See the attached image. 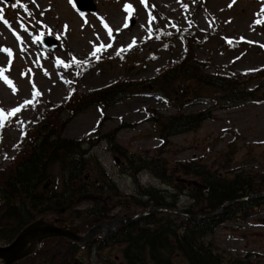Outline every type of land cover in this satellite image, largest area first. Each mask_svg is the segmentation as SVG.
Masks as SVG:
<instances>
[{"label":"rangeland","instance_id":"1","mask_svg":"<svg viewBox=\"0 0 264 264\" xmlns=\"http://www.w3.org/2000/svg\"><path fill=\"white\" fill-rule=\"evenodd\" d=\"M94 1V11L79 12L73 0H0V32L9 39L0 37V168L11 162L25 133L37 127L47 107L67 103L73 91L87 93L123 79H152L181 61L186 55L184 43L166 44L157 38L161 30L172 34L193 30L204 39L193 49L200 62H207L203 71L232 75L239 78L241 87L255 86L247 82L249 76L241 74L264 67V0ZM125 4L131 9L125 11ZM45 35L57 39L58 45L47 48L41 42ZM133 47L139 51L136 64L122 58ZM200 95L204 100L185 105L172 100L173 95L165 101L139 94L105 110L90 104L73 117L62 110L57 113V129L62 137L83 141L81 149L92 159L88 167L91 183L113 184L114 189L135 198H142L143 189H168L178 195L182 210L191 200L179 196V186L174 184H185L191 178L176 173L173 168L179 162L198 159L213 168L227 166L221 168L224 173L239 169L264 175V102L227 107L211 89L202 88ZM13 109L19 111L13 114ZM201 111L211 117L182 134L168 135L159 122L163 117ZM153 114L159 115L157 122L151 120ZM52 117L53 113L51 122ZM108 135L114 141L111 146ZM119 148L129 155L165 161L173 177L164 182L145 169L133 177L130 169H123L128 160L119 156ZM103 170L112 181L102 180ZM90 205L84 202L78 207L82 229L87 222L81 212ZM125 212L116 206L108 210L118 217ZM210 240L225 264L233 256L246 257L247 264H264V206L245 221L219 225ZM106 255L103 250L101 255L79 254L78 259L102 264L99 257ZM173 264L185 262L178 257Z\"/></svg>","mask_w":264,"mask_h":264},{"label":"trees","instance_id":"2","mask_svg":"<svg viewBox=\"0 0 264 264\" xmlns=\"http://www.w3.org/2000/svg\"><path fill=\"white\" fill-rule=\"evenodd\" d=\"M159 33L158 38L164 42L172 43L176 38L169 32ZM179 36L186 45L187 54L173 67L152 79H123L87 93L74 91L67 103L49 107L38 128L28 131L27 143L19 146L7 166L0 168V243L11 241L27 223L43 214L79 217L77 205L85 201L92 203L85 216L93 220H99L110 204L122 205L129 214H133L136 209L152 207L178 209L177 195L168 193L166 189H143L140 193L142 198H135L114 189L113 184L103 188L104 185L91 183L88 167L92 159L81 149L80 141L60 135L57 113L65 110L73 117L90 104L111 106L142 93L163 98L173 95L172 99L185 105L195 99L204 100L200 95L202 88L218 92L229 107L257 99L258 86L252 89L241 87L239 81L230 76L206 74L203 71L205 63L199 62L193 53L194 47L201 41L191 31L180 33ZM135 49L124 55L125 61L133 64L138 62L139 51ZM263 78L264 68L247 82H259ZM51 113L52 122L49 120ZM210 117V113L201 111L162 118L159 122L165 126L168 135H176L193 131ZM158 118L159 115L154 121L157 122ZM108 137H111V146L114 142L112 135ZM119 149V156L128 160L124 168L130 169L133 176L136 171L145 169L164 182L173 177L165 161L134 153L129 155L127 151ZM221 168L227 166L213 168L197 160L179 162L173 168L176 173L192 178L186 185L181 181L174 184L191 200L180 211L187 215H181L180 212L153 213L123 226L118 230L115 241L116 245L122 246L121 264H173L178 257L185 264H225L224 256L216 250L210 236L220 224L245 221L257 208L264 206V196L238 200L263 192L264 175L249 174L242 170L221 173ZM102 176V180L107 178L104 171ZM226 201L234 202L225 206L222 213L213 215ZM76 251L77 246L69 241L52 238L44 241L34 256L17 264H57L60 262H54L56 259L73 257ZM229 261L230 264H247L246 258L235 257Z\"/></svg>","mask_w":264,"mask_h":264},{"label":"water","instance_id":"3","mask_svg":"<svg viewBox=\"0 0 264 264\" xmlns=\"http://www.w3.org/2000/svg\"><path fill=\"white\" fill-rule=\"evenodd\" d=\"M10 1V0H8ZM80 9H95L93 0H77ZM43 41L53 47L56 41L45 37ZM129 218L128 220H132ZM60 218L50 219L49 216H41L25 226L20 233L9 244H0V262L2 264H14L17 261L33 254L40 243L50 237H63L68 240L81 243L91 239L95 234L96 228H92L86 235H81L79 225L67 224L58 225ZM119 223V222H118Z\"/></svg>","mask_w":264,"mask_h":264},{"label":"flooded vegetation","instance_id":"4","mask_svg":"<svg viewBox=\"0 0 264 264\" xmlns=\"http://www.w3.org/2000/svg\"><path fill=\"white\" fill-rule=\"evenodd\" d=\"M114 220H115V218L113 216H108V217L104 218L102 220V222H106L107 224L111 225ZM102 230H103V233H101L102 235L110 234V232H109L110 228H102ZM78 264H84V263H83V261H80V263H78Z\"/></svg>","mask_w":264,"mask_h":264},{"label":"snow or ice","instance_id":"5","mask_svg":"<svg viewBox=\"0 0 264 264\" xmlns=\"http://www.w3.org/2000/svg\"><path fill=\"white\" fill-rule=\"evenodd\" d=\"M141 2L143 3V0H141ZM178 2H179V0H178ZM16 6H17L16 4H13V5H12V7H14V8H15ZM185 7H187V6L185 5ZM124 8H125V11H128V10L131 9V5H129V4H125ZM36 39L39 40L40 38H39V37H36ZM38 95H39V94H38ZM25 103H26V104H27V103H31V101H26ZM0 111H3V110L0 109ZM12 111H13V114H15L16 112L19 111V109H13Z\"/></svg>","mask_w":264,"mask_h":264},{"label":"bare ground","instance_id":"6","mask_svg":"<svg viewBox=\"0 0 264 264\" xmlns=\"http://www.w3.org/2000/svg\"><path fill=\"white\" fill-rule=\"evenodd\" d=\"M0 37H2V39L4 40V41H9V39H8V37H7V35H6V33L4 32V31H1L0 32ZM1 39V38H0ZM6 114H9L7 111H6Z\"/></svg>","mask_w":264,"mask_h":264}]
</instances>
